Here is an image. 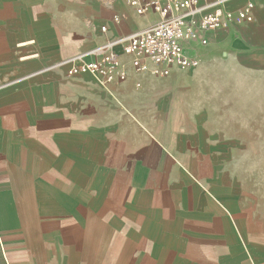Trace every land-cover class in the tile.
Here are the masks:
<instances>
[{"label": "crops", "instance_id": "1", "mask_svg": "<svg viewBox=\"0 0 264 264\" xmlns=\"http://www.w3.org/2000/svg\"><path fill=\"white\" fill-rule=\"evenodd\" d=\"M130 1L0 0V264H264V0H200L254 18L167 75ZM112 41L123 80L81 69Z\"/></svg>", "mask_w": 264, "mask_h": 264}, {"label": "built area", "instance_id": "2", "mask_svg": "<svg viewBox=\"0 0 264 264\" xmlns=\"http://www.w3.org/2000/svg\"><path fill=\"white\" fill-rule=\"evenodd\" d=\"M200 0H131L130 5L138 15L149 13L159 15L158 19L143 29L133 31L114 41L122 43L126 54H133L137 69L144 70L145 58L151 59L157 67L154 73L167 75L170 67L177 64L182 68L197 66L199 61L184 54V42L194 40L206 44V32L228 27L234 21H252L253 2L237 11L217 8L201 13ZM115 20L121 17L114 15ZM97 46L94 58L85 62L82 70L100 73L108 80H123L124 72L118 64L119 53L111 48L112 43Z\"/></svg>", "mask_w": 264, "mask_h": 264}]
</instances>
